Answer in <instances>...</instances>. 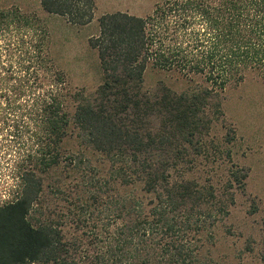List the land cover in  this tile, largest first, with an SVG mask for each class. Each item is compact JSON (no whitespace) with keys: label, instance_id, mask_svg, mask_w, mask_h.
Segmentation results:
<instances>
[{"label":"trees","instance_id":"1","mask_svg":"<svg viewBox=\"0 0 264 264\" xmlns=\"http://www.w3.org/2000/svg\"><path fill=\"white\" fill-rule=\"evenodd\" d=\"M37 1L71 26L95 18V0ZM96 21L102 80L88 93L52 62L36 13L0 12V264H226L209 248L247 174L211 131L220 93L264 78V0H166ZM148 69L200 82L146 89ZM69 132L103 176L85 151L63 150ZM221 160L222 184L196 176Z\"/></svg>","mask_w":264,"mask_h":264},{"label":"rangeland","instance_id":"2","mask_svg":"<svg viewBox=\"0 0 264 264\" xmlns=\"http://www.w3.org/2000/svg\"><path fill=\"white\" fill-rule=\"evenodd\" d=\"M164 1L95 0L96 17L85 27L71 26L58 17L45 14L37 0H0V12L17 9L21 13H36L43 20L50 56L56 68L63 73L72 90L84 89L90 93L102 80L97 53L88 45V39L98 33L96 19L101 14L114 12L145 17ZM160 82L179 93L195 86L200 79L174 70L146 71V89H152ZM218 99L223 116L213 125L211 135L217 144L230 149L231 163L244 169L247 177L245 190L236 192L235 205L229 216L216 227L215 242L209 251L215 259L226 264H264V78L249 74L243 82L228 85ZM68 110H73L71 103H68ZM232 131L235 139L226 145L225 137L232 136ZM62 148L70 154L85 151V157L101 170L102 176L107 171L100 157L80 148L72 132L63 140ZM226 161H218L213 168L203 165L196 176H210L216 186L220 185L226 180L230 167ZM1 175L0 188L5 181ZM63 176V173L59 174V178Z\"/></svg>","mask_w":264,"mask_h":264},{"label":"crops","instance_id":"3","mask_svg":"<svg viewBox=\"0 0 264 264\" xmlns=\"http://www.w3.org/2000/svg\"><path fill=\"white\" fill-rule=\"evenodd\" d=\"M97 15H100V14H97ZM101 15H103V14H101ZM95 17H96V15H95Z\"/></svg>","mask_w":264,"mask_h":264}]
</instances>
